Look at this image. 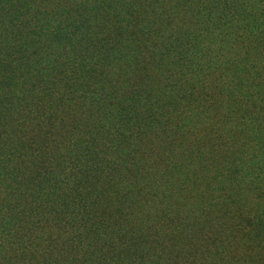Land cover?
I'll return each mask as SVG.
<instances>
[{"label": "trees", "instance_id": "16d2710c", "mask_svg": "<svg viewBox=\"0 0 264 264\" xmlns=\"http://www.w3.org/2000/svg\"><path fill=\"white\" fill-rule=\"evenodd\" d=\"M0 264H264V0H0Z\"/></svg>", "mask_w": 264, "mask_h": 264}]
</instances>
